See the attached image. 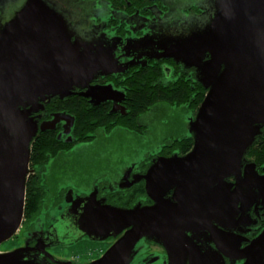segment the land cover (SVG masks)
<instances>
[{"label": "rangeland", "instance_id": "obj_1", "mask_svg": "<svg viewBox=\"0 0 264 264\" xmlns=\"http://www.w3.org/2000/svg\"><path fill=\"white\" fill-rule=\"evenodd\" d=\"M34 6L48 12L46 24L31 20L29 13ZM261 45L264 47V0H159L149 16H127L125 11L111 9L108 0H0V88H9L12 78H21L9 119L14 144L22 146L38 132L35 115L46 102L73 90H81L95 102L111 100L119 105L124 89L106 80L107 76L123 72L126 61L145 63L148 56H157L161 51L172 54L194 79L208 87L207 98L214 89L225 97L243 91L249 87L247 77L253 65L262 63L264 68ZM60 112L42 128L63 121L65 113ZM197 113L187 105L161 101L139 115L143 132L121 127L109 133L98 129L91 141L76 143L52 158L44 177L47 195L32 229H28L42 246L40 261L56 257L71 264L72 254H85L77 244L104 240L102 234L114 228L105 218L135 207L127 208L117 199L106 201L108 192L124 187L130 177L137 180L144 175L154 191H164L165 203H176L168 196L175 194L189 175L187 162H183L185 155L172 154L179 149L171 151L169 145L195 136L192 129ZM233 120L221 121V130L227 135V140L222 136L219 145V150L223 147L221 175L217 174L219 177L205 195L201 193L206 196L205 201L201 200L205 209L202 217L227 233L229 249L219 251L211 235L207 236L210 233L203 236L214 244L212 247L204 238L190 235L207 229L190 225L184 237L192 245L186 244L185 248L196 254L187 255L184 245L171 250V257L178 262L188 264V258H193L192 264H215L218 258L229 256L231 249L241 251L253 241L240 248L244 229L239 231L230 225L245 220L246 197L251 199L263 192L260 186H264V176L250 164L243 173L249 141L244 144L245 137L239 135L241 130ZM262 125L264 118L247 128L258 134ZM9 134L3 133L6 146ZM99 186L104 190L100 199L96 193ZM10 199V190H0V249L14 248L6 252H13L9 257L0 254V264H35L31 258L34 250L20 245L28 231L22 229L23 196ZM135 247L128 258L117 263L131 264ZM229 257L247 261L246 257ZM7 260L10 262H3ZM76 262L79 264V260ZM258 264H264V249Z\"/></svg>", "mask_w": 264, "mask_h": 264}, {"label": "water", "instance_id": "obj_2", "mask_svg": "<svg viewBox=\"0 0 264 264\" xmlns=\"http://www.w3.org/2000/svg\"><path fill=\"white\" fill-rule=\"evenodd\" d=\"M29 15L31 16V20L40 24H46L49 21L48 12L41 6H34ZM257 28L258 25L254 27V30ZM261 51L262 57H264V47L262 45ZM161 55L174 57L167 52ZM20 80L21 78L18 80L12 78L9 88H0V184L2 183L0 190H4L5 188L10 190V200L17 195H22L24 208L26 181L29 174L30 147L36 134L30 135L22 146L15 145L11 136L15 133L12 130V121L9 119L13 114L12 107L14 105L15 91ZM201 83L208 91V87L203 82ZM246 85L249 87L243 91L241 89L234 91L232 95L226 97L216 94L218 93L216 89H214L213 94L209 98H207L206 94L198 109V120H196L192 129L195 131L193 147L183 158V162H187L185 169L189 176L183 182V186L178 185L175 190L173 199L176 203H165L163 199L164 191H154L152 185L147 181L146 192L149 197L156 201V205L154 207L143 208L135 206L132 210L114 212L109 219L106 217V222L114 227L112 230L125 231V233L102 257L91 262V264H118L117 262H122L128 258L132 249L144 236L153 235L158 239L163 238L165 235L167 236L168 231L166 228L168 227L165 225L164 219H168L175 213L177 214L174 219H182L183 226H186L184 228H189L190 225H199L200 227L207 228L202 233L203 235L210 233L218 250L223 249L226 252L229 249L226 240L227 233L218 231L216 227L209 225L202 217L201 212H204L205 209H202L201 200L205 201L206 196L203 197L201 193L205 195V192L211 187L213 180L215 181L219 177L217 174L221 175L223 147L219 150V145L222 136L227 140L226 133L221 130L223 129L221 126L222 119H234L237 122L235 123L241 130L239 135L245 137L244 144L249 141L248 145L245 146L249 148L257 131L247 127L256 120L264 118L262 98L264 94V68L262 63L253 65V70L247 77ZM69 94L60 95V97ZM7 131L10 132L8 146L4 145L7 139L5 140L3 136V133ZM11 168L13 173L8 174ZM198 211H200V216ZM184 221L187 222L185 223ZM182 244L191 245V240L184 238ZM263 249L264 230L247 248L241 251L231 249V252H234L237 258L246 257L247 261L243 264H258ZM12 254L13 252L6 255Z\"/></svg>", "mask_w": 264, "mask_h": 264}, {"label": "flooded vegetation", "instance_id": "obj_3", "mask_svg": "<svg viewBox=\"0 0 264 264\" xmlns=\"http://www.w3.org/2000/svg\"><path fill=\"white\" fill-rule=\"evenodd\" d=\"M135 1L136 0H126V5L124 6L125 8L124 9H117V10H121L122 12L125 11L127 16L129 14H132V13L149 16L152 14V10H153L154 5L157 4V2L159 0H147V3H145L142 7H139L138 4L135 3ZM109 3H110V1H109ZM110 6H111V3H110ZM111 9L115 10L112 7H111ZM124 26L125 25L123 24V26H121V27L123 28ZM161 54H162V51H161ZM161 54H159L157 56H148L145 63L135 62V61H133V62H127L126 61L127 66L125 67L123 72H121L117 75L107 76L106 80H111L115 83L116 86L123 87L124 95H125V87L121 83L125 81L124 78L127 75L129 76V73L134 72L135 70H137L138 68H141V67L155 66L158 64L161 65L163 72H164V76H165L164 78L166 80H177V78L183 76L184 74L186 76H188V78H193L191 71L184 68V66L181 63L176 62L174 60V58H172V57H167L165 55L162 56ZM100 81L104 82L105 80L101 78ZM72 92L83 94V92L81 90H73ZM0 93H1V91H0ZM124 95H123V98H124ZM123 98L121 99L119 105L115 104L111 100H105V101H100V102H110L116 111H120L122 113H125V107L122 104ZM46 103H45L44 108L42 110H40L39 112H36V115H35V118L39 122L38 132L41 130L43 124L51 123V121L53 120L52 118L54 117V115L56 113H62L60 111L48 113L46 111ZM64 117L65 118H63V121L58 122L57 124H55L52 127H45V129L47 131V130H51V129L56 128L58 131V136L62 140L68 141V140L72 139V134H71V132H72V130H71L72 121H71L70 117L66 115V113H65ZM119 127H121V126H119ZM121 128H123V127H121ZM169 147H170L171 151H173L172 146H169ZM171 151L169 150V153ZM174 153L182 154V153H180L179 150H178V152H174V151L172 152V154H174ZM185 154L186 153H183L182 155H185ZM49 162H48V164H49ZM244 162H245V165L243 166L244 167L243 173H244L247 165L250 164L257 172H259V174L264 176V125L261 126L260 132L258 134H256L252 144L247 149V151L245 153ZM47 165L45 166V168L43 169V172L41 174L42 175L41 183H43L46 187V194H47L48 188L45 184L44 177L46 174L45 172L47 171ZM28 170H29V176H31V175L34 176L36 174V167L34 166L33 163H29ZM229 181L234 183L235 178H230ZM126 183L127 184L124 187H122L120 189L113 190L110 193L108 192V195H107L108 198L106 201H110L108 203H111L113 200L117 199L122 205H125L127 208H132L134 206H140L142 208L143 207H152V206L154 207L156 205V201L147 195L146 180L144 179V175L137 180H135L134 176L130 177ZM260 187L262 188L261 190H263V192L257 193V195H255V196H251V199L249 197L250 200L247 199V197H246V209L244 211V214L246 215L245 220L243 222L239 221V223H232L230 225L239 231H242L244 229L243 232H244L245 236H243L241 238L242 244H240V248L246 247L252 240L257 238L262 233V231L264 230V186L261 185ZM103 191L104 190L102 189V187L99 186V191H96V193L98 192L97 198H99V199L102 198V196L104 195V193H102ZM253 191H251V193ZM173 195L175 196L174 192H171L168 197L172 196V199H173L174 198ZM117 200H116V202H117ZM123 200H125V201H123ZM43 202H44V200H43ZM174 202H176V201H174ZM176 212L179 213L180 211H176ZM176 214L177 213H175L172 216L170 215L171 217H169L168 219H164L165 225L168 227V228H166V230L168 231L167 236L165 235L163 238L158 239L157 237L150 235V236L143 237L139 240V242L136 244L134 253L131 255V264H184L182 262H178L177 260H174L170 255L171 250H175L176 248H179L183 245L185 248V244H182V243H183V240L185 238L184 237L185 233H188V232H184L186 230V228H184V227H186V226H183L182 219H174L176 217ZM25 216L26 215H24L23 222H22V229L24 231L28 230V229H32V227L34 225L33 224L34 218L29 219V218H25ZM167 222L169 225L167 224ZM184 222L186 223L187 221H184ZM22 229H21V231H22ZM124 232L125 231L121 232L120 230L119 231L112 230L110 233L106 232L105 234H102V237L104 240L95 241L93 239L91 241V243H89V244H87V243L85 244L82 241V244H77L78 245L77 247L80 246V249L82 251H85L84 252L85 254L84 255L80 254V253L72 254L73 255L72 259L75 261V262L74 261H72V262H74L76 264V263H78V262H76V260H79V264H86L83 262L82 258H85L86 260H88L89 263L98 260L100 257H102L106 253V251L117 240H119L123 236ZM182 232H184V233H182ZM31 233H32V231H29V230L25 231V235L23 236V240L20 242V245H22L21 247L28 246L29 248H32V250H34L33 255L31 253L30 254H31V258H32V260H34L35 264H66V263H63V261H61V259L58 260V258H56V257H54V259H52L50 257V258H48V260H46L44 258L45 259L44 262H43V260L40 261L39 256L42 257L41 254H43V253L39 252V251L42 249V246L38 245V242L32 238ZM189 234L194 235L195 237H199L200 239L204 238V236H202L203 233L201 231L198 233L200 236L198 234H195V233H193V234L189 233ZM19 236H22V234H20ZM207 236H210V234H207ZM206 243L208 245H210L211 247L214 246V244L212 242H208V240H206ZM13 249L14 248H10L7 250H1L0 249V254H2L5 257L6 256L9 257L8 255H6V254H8L6 252H9V250L11 251ZM185 249H186L187 255H190L191 254L190 250H188L187 247ZM193 253L196 254V251L192 249V254ZM230 254L236 255V254H234V252L233 253L231 252ZM95 255H98V256L96 257ZM188 259L190 261V264H192L193 258H188ZM236 259H238V258H236ZM189 261H188V264H189ZM3 262L5 263V262H10V261L7 260V261H3ZM72 262H71V264H74ZM80 262H82V263H80ZM198 264H203V262L199 261ZM215 264H243V260L242 261L233 260L231 257L225 256L223 258H218V260Z\"/></svg>", "mask_w": 264, "mask_h": 264}, {"label": "trees", "instance_id": "obj_4", "mask_svg": "<svg viewBox=\"0 0 264 264\" xmlns=\"http://www.w3.org/2000/svg\"><path fill=\"white\" fill-rule=\"evenodd\" d=\"M115 10L124 9L126 0H109ZM142 7L147 0H136ZM161 65L146 66L129 73L121 84L125 87L122 101L125 113L116 111L110 102H95L82 93H73L63 97H55L46 103V111L53 113L64 111L72 121L71 140H62L57 129L41 130L34 136L30 147V160L36 167V174L27 177L25 191V218L32 219L40 211L45 198L46 187L42 180V172L51 158L62 151L72 148L76 143L91 141L96 137L98 129L106 133L116 127L143 132L144 127L138 123L141 113L148 111L153 105L164 101L172 105H187L193 112L198 111L207 89L194 78L185 74L177 80H166ZM194 139L186 137L175 140L169 146L187 153L193 147ZM169 153V152H166Z\"/></svg>", "mask_w": 264, "mask_h": 264}]
</instances>
